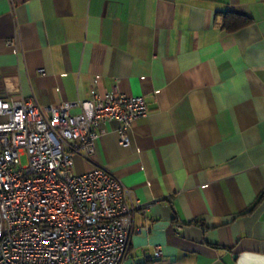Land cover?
I'll return each mask as SVG.
<instances>
[{"label": "crops", "instance_id": "0c3cea01", "mask_svg": "<svg viewBox=\"0 0 264 264\" xmlns=\"http://www.w3.org/2000/svg\"><path fill=\"white\" fill-rule=\"evenodd\" d=\"M93 91L148 109L129 145L109 120L91 160L74 156L73 170L101 164L147 204L121 264L264 254V0H0V98Z\"/></svg>", "mask_w": 264, "mask_h": 264}, {"label": "built area", "instance_id": "2783aa9c", "mask_svg": "<svg viewBox=\"0 0 264 264\" xmlns=\"http://www.w3.org/2000/svg\"><path fill=\"white\" fill-rule=\"evenodd\" d=\"M147 112L142 95L117 91L45 105L0 98V264L122 263L147 204L101 164L74 172V156L91 160L109 120L129 145L127 127Z\"/></svg>", "mask_w": 264, "mask_h": 264}, {"label": "water", "instance_id": "95a60500", "mask_svg": "<svg viewBox=\"0 0 264 264\" xmlns=\"http://www.w3.org/2000/svg\"><path fill=\"white\" fill-rule=\"evenodd\" d=\"M232 256L236 264H264V254L255 251L241 250L234 252Z\"/></svg>", "mask_w": 264, "mask_h": 264}, {"label": "rangeland", "instance_id": "374dc122", "mask_svg": "<svg viewBox=\"0 0 264 264\" xmlns=\"http://www.w3.org/2000/svg\"><path fill=\"white\" fill-rule=\"evenodd\" d=\"M22 160L24 161V159L22 158ZM74 172H77V170H76V167L74 166ZM78 173V172H77Z\"/></svg>", "mask_w": 264, "mask_h": 264}]
</instances>
